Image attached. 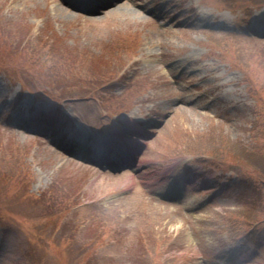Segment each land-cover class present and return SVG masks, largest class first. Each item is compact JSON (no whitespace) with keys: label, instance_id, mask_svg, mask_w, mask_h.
<instances>
[{"label":"rangeland","instance_id":"obj_1","mask_svg":"<svg viewBox=\"0 0 264 264\" xmlns=\"http://www.w3.org/2000/svg\"><path fill=\"white\" fill-rule=\"evenodd\" d=\"M163 1L87 15L0 0V264H264V42L247 36L264 0H166L160 20L144 10ZM40 102L64 104L84 135L113 127L114 112L161 117L146 171L180 179L173 163L187 160L229 188L161 199L152 174L101 170L15 128Z\"/></svg>","mask_w":264,"mask_h":264},{"label":"bare ground","instance_id":"obj_2","mask_svg":"<svg viewBox=\"0 0 264 264\" xmlns=\"http://www.w3.org/2000/svg\"><path fill=\"white\" fill-rule=\"evenodd\" d=\"M126 10L128 9V8H125ZM133 11V10H132Z\"/></svg>","mask_w":264,"mask_h":264}]
</instances>
